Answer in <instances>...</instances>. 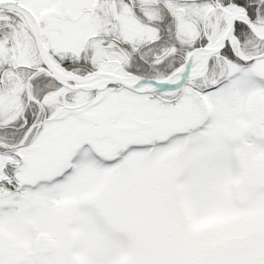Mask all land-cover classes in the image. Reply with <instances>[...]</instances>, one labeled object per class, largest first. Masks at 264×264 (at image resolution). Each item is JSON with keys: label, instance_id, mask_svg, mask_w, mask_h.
Wrapping results in <instances>:
<instances>
[{"label": "snow or ice", "instance_id": "6c2138e0", "mask_svg": "<svg viewBox=\"0 0 264 264\" xmlns=\"http://www.w3.org/2000/svg\"><path fill=\"white\" fill-rule=\"evenodd\" d=\"M0 264H264V0H0Z\"/></svg>", "mask_w": 264, "mask_h": 264}]
</instances>
